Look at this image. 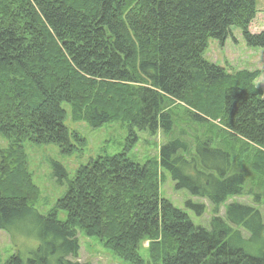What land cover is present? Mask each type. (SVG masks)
I'll use <instances>...</instances> for the list:
<instances>
[{"label": "trees", "instance_id": "1", "mask_svg": "<svg viewBox=\"0 0 264 264\" xmlns=\"http://www.w3.org/2000/svg\"><path fill=\"white\" fill-rule=\"evenodd\" d=\"M256 15V0H0V135L11 141L0 151V230L30 224L40 242L5 264H82L69 260L81 232L132 264H143L145 240L152 264H264L260 210L231 204L218 216L229 197L251 196L252 186L264 192L260 72L230 73L205 58L210 40L223 46L232 28L264 49V32L250 31ZM63 104L93 128L128 123L129 137L122 153L68 181L60 221L31 207L21 160L25 141L74 151ZM136 131L167 135L159 160L128 158ZM240 142L254 153L245 170ZM159 168L177 189L210 202L209 229L160 196Z\"/></svg>", "mask_w": 264, "mask_h": 264}, {"label": "rangeland", "instance_id": "2", "mask_svg": "<svg viewBox=\"0 0 264 264\" xmlns=\"http://www.w3.org/2000/svg\"><path fill=\"white\" fill-rule=\"evenodd\" d=\"M257 15L250 26L252 33L264 32V0H256ZM205 58L228 72L234 73L241 70L259 71L260 76L256 80V87L262 91L264 98V49L249 48L243 40L239 29L232 28L230 37L223 46L217 41L210 40ZM68 117L65 126L72 134L74 151L64 154L54 144H34L28 141L23 143L22 170L30 205L40 215H48L56 212L58 219L64 221L66 213L57 210V203L64 197L68 181L75 178L81 168L87 166L99 157L113 156L120 154L126 147L129 137V124L122 121H112L101 127L93 128L83 121H75L71 115V108L63 104ZM173 111L183 116L182 106H173ZM138 139L136 144L128 151V158L140 164L160 159V149L167 142V135L158 131L151 135L147 132L136 131ZM11 141L0 135V151L7 149ZM253 148L247 143L240 142L236 148V159L245 170L248 159L253 156ZM253 153V154H252ZM57 167V170L56 168ZM158 179L160 196L169 201L173 206L186 212L197 227L209 229L210 222L215 213L210 202L205 198L192 196L186 190L176 188V182L165 170L159 168ZM250 174H252L249 171ZM28 179V180H27ZM251 196H231L220 206L218 216L224 217L226 210L231 204L248 205L260 210L264 220V192L258 191L252 186ZM256 193H260L256 194ZM201 204L204 212L198 216L186 204ZM28 226V227H27ZM24 228L17 229L12 226L10 230H0V264H5L12 256L21 255L24 259L31 256V253L38 248L40 242L35 236L30 224ZM241 233L244 239L250 235L242 227L235 228V233ZM241 236V237H242ZM80 250L76 258L69 257L70 261L89 264H132L124 261L106 247V241L95 239L81 232L78 235ZM149 241H143L140 245V255L143 264H152L148 253ZM252 247H249L251 249Z\"/></svg>", "mask_w": 264, "mask_h": 264}, {"label": "bare ground", "instance_id": "3", "mask_svg": "<svg viewBox=\"0 0 264 264\" xmlns=\"http://www.w3.org/2000/svg\"><path fill=\"white\" fill-rule=\"evenodd\" d=\"M213 147H214V145H213Z\"/></svg>", "mask_w": 264, "mask_h": 264}]
</instances>
